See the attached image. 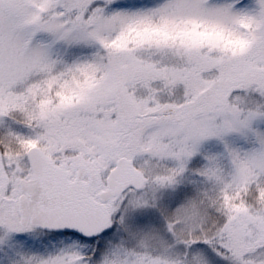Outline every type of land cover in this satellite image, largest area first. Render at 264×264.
I'll return each instance as SVG.
<instances>
[{"label":"snow or ice","instance_id":"1","mask_svg":"<svg viewBox=\"0 0 264 264\" xmlns=\"http://www.w3.org/2000/svg\"><path fill=\"white\" fill-rule=\"evenodd\" d=\"M0 264H264V0H0Z\"/></svg>","mask_w":264,"mask_h":264}]
</instances>
